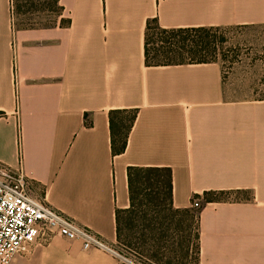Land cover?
I'll return each mask as SVG.
<instances>
[{
	"label": "crops",
	"instance_id": "crops-1",
	"mask_svg": "<svg viewBox=\"0 0 264 264\" xmlns=\"http://www.w3.org/2000/svg\"><path fill=\"white\" fill-rule=\"evenodd\" d=\"M66 26L18 28L0 0V162L108 241L129 205L127 167L166 166L172 204L196 209L198 264H264V98L224 93L217 61L144 63L164 28L264 23V0H59ZM135 109L113 154L108 112ZM232 191L205 201L204 192ZM240 194V195H241ZM197 206L192 205V198ZM9 264H119L54 234Z\"/></svg>",
	"mask_w": 264,
	"mask_h": 264
},
{
	"label": "trees",
	"instance_id": "trees-1",
	"mask_svg": "<svg viewBox=\"0 0 264 264\" xmlns=\"http://www.w3.org/2000/svg\"><path fill=\"white\" fill-rule=\"evenodd\" d=\"M11 3L14 23L16 16L32 9H49L57 5L63 10L59 0H50L47 5L41 0H11ZM69 23L70 20L67 18L62 26ZM218 27L164 28L159 25L156 18L149 19L144 32V63L168 65L216 61ZM135 116V109L109 110L113 154L124 151ZM127 187L128 207L115 210L116 242L147 264H174L177 254L181 253L185 257L190 251L194 252V264H198L196 209L173 206L171 169L166 166L130 165L127 167ZM231 192L207 191L204 192V198L205 201H219L225 199ZM197 197L198 195H194L192 200ZM179 214L188 215L195 222L192 241L181 223L182 220L175 218Z\"/></svg>",
	"mask_w": 264,
	"mask_h": 264
},
{
	"label": "built area",
	"instance_id": "built-area-1",
	"mask_svg": "<svg viewBox=\"0 0 264 264\" xmlns=\"http://www.w3.org/2000/svg\"><path fill=\"white\" fill-rule=\"evenodd\" d=\"M192 205L197 206L195 199ZM58 234L77 240L83 249H99L119 264H140L116 241L103 238L91 228L53 207L30 190L23 168L0 162V264H9L17 253H24L38 237Z\"/></svg>",
	"mask_w": 264,
	"mask_h": 264
},
{
	"label": "rangeland",
	"instance_id": "rangeland-1",
	"mask_svg": "<svg viewBox=\"0 0 264 264\" xmlns=\"http://www.w3.org/2000/svg\"><path fill=\"white\" fill-rule=\"evenodd\" d=\"M41 2L48 4L50 0ZM66 19L63 10L53 5V8H37L18 15L15 17V24L17 27L55 26L65 24ZM216 33L218 39L216 61L221 67L224 93L231 98H264V23L223 25L217 28ZM240 194L230 193L235 198L243 196ZM175 218L182 220L181 223L192 241L195 222L185 214L176 215ZM122 249L136 262L147 264L125 248ZM193 259L194 252L190 251L185 257L181 253L177 254L173 262L194 264Z\"/></svg>",
	"mask_w": 264,
	"mask_h": 264
}]
</instances>
